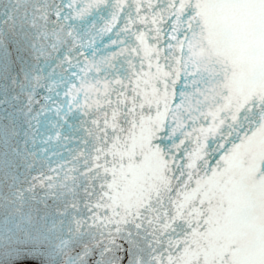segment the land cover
<instances>
[{"label":"snow or ice","instance_id":"obj_1","mask_svg":"<svg viewBox=\"0 0 264 264\" xmlns=\"http://www.w3.org/2000/svg\"><path fill=\"white\" fill-rule=\"evenodd\" d=\"M0 264H264V0H0Z\"/></svg>","mask_w":264,"mask_h":264}]
</instances>
